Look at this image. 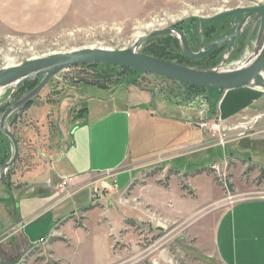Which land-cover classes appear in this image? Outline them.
Instances as JSON below:
<instances>
[{"label": "rangeland", "instance_id": "1", "mask_svg": "<svg viewBox=\"0 0 264 264\" xmlns=\"http://www.w3.org/2000/svg\"><path fill=\"white\" fill-rule=\"evenodd\" d=\"M262 5L264 0H0V73L24 64L28 59L56 53L83 49L128 50L143 36L156 31L182 28L191 37V27L199 24L200 31L202 19ZM168 36L180 44L177 37ZM197 38L195 35L194 40H190L195 52L199 50ZM166 41L169 38L157 37L151 43H144L138 53L154 57L147 51L161 47ZM255 44L244 50V55L236 52L224 67L231 69L244 63L255 51ZM223 62L224 59L217 66L210 67V62L196 60L194 67H183L202 72L215 70ZM112 68L78 66L67 69L52 79L33 101L17 108L6 121L7 128L17 138L10 129L15 128L19 135L17 140L22 141L23 186L29 176L34 180L33 177L41 178L50 173L63 150L65 134H69L70 125L74 124L72 117L80 113L75 100L95 97L98 90L92 87L113 92L125 85L136 84L139 91L150 92L161 103L188 105L200 118L203 116V122L220 121L215 119V107L206 100L212 91H192L159 77ZM41 81L42 77L19 89L4 90L0 95V121L9 108L25 100ZM258 81L264 83V74ZM253 88L257 89L256 86ZM123 91L121 94L126 92ZM64 100L70 105L61 109ZM221 124V132L216 135L199 128L208 138L207 146H219V149L172 155L164 163L181 174L175 175L161 165L149 163L127 192L103 189L94 194V191L93 204L70 220L75 227L77 224L82 226L86 240L92 239L93 246L97 244L101 252L103 249L107 251L110 264H219L214 254L213 233L222 212L239 201L264 199V176L261 173L264 170V103L253 118ZM18 128H23V132ZM2 140L8 152L4 161L6 165L14 156V147L2 134L0 149ZM227 145L248 147L253 151L252 159L231 156L225 162L217 163L226 174L227 188L220 183L213 166L208 176L215 185L204 177L187 176L205 169L218 153L226 152L220 146ZM17 164L8 171L0 185L5 193L15 185L12 180ZM154 188L159 190L153 191ZM214 196L218 199L216 203L196 210L199 199L208 201ZM12 201L14 220L15 199ZM162 206H166L165 209ZM47 248V241L42 242L33 255L19 256L10 264H62ZM75 259L74 264H81Z\"/></svg>", "mask_w": 264, "mask_h": 264}, {"label": "crops", "instance_id": "2", "mask_svg": "<svg viewBox=\"0 0 264 264\" xmlns=\"http://www.w3.org/2000/svg\"><path fill=\"white\" fill-rule=\"evenodd\" d=\"M92 89L98 90L95 97L74 99L80 113L72 117L74 124L65 134L63 150L50 173L33 177L34 180L29 176L23 186L22 151L13 175L14 187L5 193L0 186V264L33 255L41 240L47 241L49 253L62 264H74L75 258L81 264H110L107 251L101 252L97 244L93 246L82 227H75L70 220L93 204L94 191L125 193L149 163L171 170L164 163L172 155L219 149L207 146L208 138L199 129L203 116L200 118L186 104L161 103L137 86H124L113 92ZM123 90L126 92L121 94ZM68 100L62 102L61 109L70 105ZM206 100L216 109L215 119L230 124L240 118H253L264 103V92L246 87L226 93L211 92ZM10 129L19 139L15 128ZM18 129L23 132V128ZM19 146L22 147L21 140ZM220 147L226 152L229 148V153H218L206 168L231 156L253 157L248 147ZM200 177L215 185L207 173L195 179ZM64 181L67 185L62 188ZM215 197L208 201L199 199L196 210L216 203ZM213 247L219 264H264V199L239 201L223 211L214 227Z\"/></svg>", "mask_w": 264, "mask_h": 264}, {"label": "water", "instance_id": "3", "mask_svg": "<svg viewBox=\"0 0 264 264\" xmlns=\"http://www.w3.org/2000/svg\"><path fill=\"white\" fill-rule=\"evenodd\" d=\"M230 16H233L232 24L235 27V33L229 38L230 49L235 47L236 40L249 24L252 25L249 38L254 28H256L257 25L259 26L257 44L255 45V51L252 53L253 56H258V58L249 68L240 72L216 74V69L201 72L200 70L186 68L138 53V50L144 43L160 36L172 35L181 41L184 54L192 59L199 60L228 41V39L219 41L208 48H202L199 53H193L189 47L187 35H185L183 31L177 29L156 31L145 35L128 50L117 52L107 51L106 49H83L68 53H56L47 57L28 59L24 64L3 70L0 73V89L15 81H19V83L14 89H19L27 82L41 77L43 81H41L38 87L32 91L25 100L9 108L1 118L0 130L11 140L14 147V156L8 164L1 167L0 185L4 182L8 171L17 164L20 158L19 142L15 135L7 128L6 121H8L17 108L19 109L25 104L33 101L52 79L56 78L58 74L67 69L88 65H109L110 67L134 70L148 76L159 77L188 88L221 93L255 86L264 89V83L258 81V78L264 74V46L260 54H258V50L262 46L260 43L264 36V5L248 9L231 10L213 18L203 19L201 21V28L204 22L221 20ZM239 16H244V19L237 25L236 20ZM225 63L226 61L220 66H224Z\"/></svg>", "mask_w": 264, "mask_h": 264}, {"label": "trees", "instance_id": "4", "mask_svg": "<svg viewBox=\"0 0 264 264\" xmlns=\"http://www.w3.org/2000/svg\"><path fill=\"white\" fill-rule=\"evenodd\" d=\"M227 21H228V19H222L221 21L209 22V23L205 24L204 39L208 44L214 43L215 40H217V38L221 34L226 33V32H223V30H225V28H226L225 23H227ZM216 28H220V31L218 33L216 31ZM180 29L186 33L187 37L189 38V41L194 40L195 35L197 37L200 35L199 34V24H198V26H192L191 27V31H192L191 37H193V38H191L189 36V33L186 32V30H184L182 28H180ZM227 33H228V31H227ZM162 37L169 38V41H166V43H162L161 47H158V48L151 50V51H147L148 52L147 54L154 56L156 58H159V59L167 60L169 62H171V61L177 62L181 66L194 67L196 60H192L189 57L185 56L182 52L183 48H181L180 44L175 39H173L169 36H160L159 39ZM155 39L156 38L152 39L151 41H155ZM151 41H149V43H151ZM223 50H224V48L216 49V50L212 51L211 54L207 56V58H205L203 60H198L197 62H199V63L202 62V63H206V64L210 62V64H208V66H210V67L217 66L219 64V61L216 60L215 57L219 56L223 52ZM209 58H210V60H209ZM88 66L89 67H103V68L113 69L109 65L108 66L88 65ZM125 70H127L133 74H137V75L142 74V73L136 72L134 70H129V69H125ZM132 86H136V84H132ZM184 87L188 88L186 86H184ZM33 88L35 89V87H33ZM188 89L192 90V91L204 92L203 89L199 90V89H194V88H190V87ZM2 134L3 133L0 130V135H2ZM1 143H2L1 144L2 149H0V166H3L5 164L4 161L6 160L5 156L7 155L8 152L6 150L5 143L3 140ZM212 170H213V168H212ZM170 173H173L175 175L181 174V172L173 170V169L170 170ZM204 173L209 174V169L205 167V169H203V170H197V171L188 173L187 176L194 177V176L202 175ZM261 173L264 176V170H261ZM183 189H186V188L183 187ZM191 194H193V192H191ZM87 210H88V208L85 209L84 211H87ZM77 227L81 228L82 226L80 224H77Z\"/></svg>", "mask_w": 264, "mask_h": 264}, {"label": "flooded vegetation", "instance_id": "5", "mask_svg": "<svg viewBox=\"0 0 264 264\" xmlns=\"http://www.w3.org/2000/svg\"><path fill=\"white\" fill-rule=\"evenodd\" d=\"M223 19H228L227 23H225V27L226 28H225V30H223V32H226V33L221 34L217 38V40H215V42L212 43L214 45L215 43H217L219 41L228 39V41L226 43H224L220 47L216 48V49L225 48L223 50V52L219 56L215 57L216 60L219 61V63H221L222 59H224V61L227 62L228 59H231V57H233L236 52H242L244 50L249 49L252 46V44H254V41H255V38H256V35H257V32H258V27H259L257 25V27L254 28L253 33H252L251 37L249 38V34L251 33L250 31L252 29V25L249 24L247 26V28H245V30L242 32V34L240 35V37L236 40L235 47L232 48V49H230V47H229L230 46L229 38L235 33V27L232 24L233 16L226 17V18H223ZM242 19H244V16H239L237 18V20H236V24L238 25L239 23H241ZM221 20L210 21V22H217V21H221ZM206 23H209V22H204L202 28H201V24H200V31H199V34L200 35L198 36V39L196 41V44L198 45V48H199L198 51L195 52L193 50V47H192L193 43H190L189 38L186 36L187 37V40H188V43H189V47H190V49H191V51L193 53H199L202 48H208L209 46L212 45V44H208L205 41V39H204V31H205V24ZM249 23H250V21H249ZM177 30H181V29H177ZM181 31H183V30H181ZM216 31L218 33L220 31V28H216ZM227 31H228V33H227ZM185 35H186V33H185ZM165 36H168V35H165ZM179 42H180V46L182 48L181 41L179 40ZM216 49H214V50H216ZM182 52H183V49H182ZM183 54H184V52H183ZM210 54H211V52L208 55H210ZM184 55L187 56L186 54H184ZM207 56H205L204 58L199 59V60H203V59L207 58ZM187 57H189V56H187ZM189 58L192 59L191 57H189ZM192 60H195V59H192ZM209 60H210V58H209Z\"/></svg>", "mask_w": 264, "mask_h": 264}, {"label": "built area", "instance_id": "6", "mask_svg": "<svg viewBox=\"0 0 264 264\" xmlns=\"http://www.w3.org/2000/svg\"><path fill=\"white\" fill-rule=\"evenodd\" d=\"M221 122L220 121H216L214 123H207V122H203V120L200 122L199 127L203 130V131H209L211 134L216 135L219 132H221ZM213 170L217 173L218 178L220 180V183H222L224 185V187H228L227 185V177L226 174L223 172V169L221 167V165L216 164L213 165ZM67 185V182L64 181L62 184V188H64ZM98 191H96L94 194H97ZM45 242V240H41V243Z\"/></svg>", "mask_w": 264, "mask_h": 264}, {"label": "bare ground", "instance_id": "7", "mask_svg": "<svg viewBox=\"0 0 264 264\" xmlns=\"http://www.w3.org/2000/svg\"><path fill=\"white\" fill-rule=\"evenodd\" d=\"M260 45H262L260 47V49L258 50V54H260L261 52V49L263 48L264 46V36L262 37V40H261V43ZM258 58V56H253V55H250L249 58L242 64L236 66L235 68H231V69H227L225 68L224 66H220L218 67L216 70H215V73L216 74H228V73H235V72H240V71H243L247 68H249L253 63L254 61H256V59ZM35 59V58H34ZM13 67V66H12ZM10 68V67H9ZM19 81H15V82H12L10 83L9 85L5 86L4 88L0 89V95L1 93L6 90V89H9V88H16L17 85H18Z\"/></svg>", "mask_w": 264, "mask_h": 264}]
</instances>
